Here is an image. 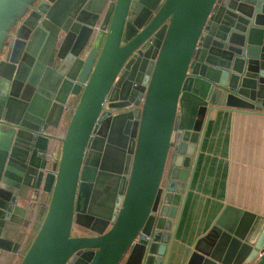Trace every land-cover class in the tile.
Masks as SVG:
<instances>
[{
  "label": "water",
  "instance_id": "water-1",
  "mask_svg": "<svg viewBox=\"0 0 264 264\" xmlns=\"http://www.w3.org/2000/svg\"><path fill=\"white\" fill-rule=\"evenodd\" d=\"M215 111L264 113V0H0V264L37 216L18 264H167ZM186 264H264V216Z\"/></svg>",
  "mask_w": 264,
  "mask_h": 264
},
{
  "label": "crops",
  "instance_id": "crops-1",
  "mask_svg": "<svg viewBox=\"0 0 264 264\" xmlns=\"http://www.w3.org/2000/svg\"><path fill=\"white\" fill-rule=\"evenodd\" d=\"M62 121L52 129L58 137H62ZM53 144L56 157L60 144ZM196 146L167 264H186L194 242L226 205L264 216V113L212 112ZM36 220L29 221L19 251L7 253L3 264H18L41 216Z\"/></svg>",
  "mask_w": 264,
  "mask_h": 264
},
{
  "label": "built area",
  "instance_id": "built-area-1",
  "mask_svg": "<svg viewBox=\"0 0 264 264\" xmlns=\"http://www.w3.org/2000/svg\"><path fill=\"white\" fill-rule=\"evenodd\" d=\"M135 107H136L135 103L134 102H130V103H128V105L124 106L122 109L123 110H133ZM104 108H108L107 107V102H105ZM111 110H112L113 113H115V108H111Z\"/></svg>",
  "mask_w": 264,
  "mask_h": 264
},
{
  "label": "trees",
  "instance_id": "trees-1",
  "mask_svg": "<svg viewBox=\"0 0 264 264\" xmlns=\"http://www.w3.org/2000/svg\"><path fill=\"white\" fill-rule=\"evenodd\" d=\"M67 122H68V119L67 118L63 119L62 124L60 126L62 128V130H63L62 136H63V134L65 132V129H66V126H67Z\"/></svg>",
  "mask_w": 264,
  "mask_h": 264
},
{
  "label": "flooded vegetation",
  "instance_id": "flooded-vegetation-1",
  "mask_svg": "<svg viewBox=\"0 0 264 264\" xmlns=\"http://www.w3.org/2000/svg\"><path fill=\"white\" fill-rule=\"evenodd\" d=\"M121 110H122V108H120V109H115V113H113V114H116V113H118V112H121Z\"/></svg>",
  "mask_w": 264,
  "mask_h": 264
},
{
  "label": "rangeland",
  "instance_id": "rangeland-1",
  "mask_svg": "<svg viewBox=\"0 0 264 264\" xmlns=\"http://www.w3.org/2000/svg\"><path fill=\"white\" fill-rule=\"evenodd\" d=\"M20 1H24V0H20Z\"/></svg>",
  "mask_w": 264,
  "mask_h": 264
}]
</instances>
